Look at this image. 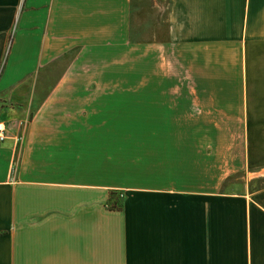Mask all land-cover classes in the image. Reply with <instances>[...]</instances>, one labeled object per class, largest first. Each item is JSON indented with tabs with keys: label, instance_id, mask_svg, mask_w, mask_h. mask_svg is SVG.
<instances>
[{
	"label": "crops",
	"instance_id": "crops-1",
	"mask_svg": "<svg viewBox=\"0 0 264 264\" xmlns=\"http://www.w3.org/2000/svg\"><path fill=\"white\" fill-rule=\"evenodd\" d=\"M134 45L150 128L240 130L233 189L205 137L132 168ZM0 121V264H264V0H0Z\"/></svg>",
	"mask_w": 264,
	"mask_h": 264
},
{
	"label": "rangeland",
	"instance_id": "rangeland-1",
	"mask_svg": "<svg viewBox=\"0 0 264 264\" xmlns=\"http://www.w3.org/2000/svg\"><path fill=\"white\" fill-rule=\"evenodd\" d=\"M130 81L126 84L125 88L130 89L129 98H115L113 101L116 105H124L130 107L129 117L132 123V128L130 130L131 138V158H132V168L137 167L139 160L144 157L145 160L147 156L157 155V149L169 150L170 149V140L171 138L175 139L179 146V149H185V144L189 140V143H195L194 149L198 150L199 139L203 137L206 138V152L210 153L209 162L210 169L212 173L216 174L211 176L210 180L213 183L214 181L222 182V189L225 188H234L236 180L240 177V156L238 153L240 139V130L238 129H222V130H182V129H153L156 122H161L164 120L163 115L156 113V107L153 106L156 103L154 98H140L139 93L140 83H139V64H138V48L137 45L132 46L131 49V65H130ZM186 86L185 83L183 84ZM158 87V86H156ZM147 88L154 89V85H148ZM110 99V98H109ZM107 99V100H109ZM162 101V99H158ZM145 106V113H139L140 105ZM105 114V113H103ZM118 115V114H117ZM121 117L123 115H120ZM125 117L127 114L124 115ZM169 116H167L166 120ZM179 120L186 121V114H181L178 116ZM146 122L147 129L139 127V122ZM236 121L234 115H228L227 122L228 125H234L233 122ZM1 122V121H0ZM3 123V122H2ZM5 127V125H4ZM6 131V130H5ZM221 138V139H220ZM162 143V144H161ZM222 144V145H221ZM156 145V146H155ZM159 145V146H158ZM198 150L195 153H198ZM143 151V152H142ZM195 163H202V156H198ZM153 160L152 157L148 160ZM198 160V161H197ZM219 175L222 177L217 178ZM220 188V189H221ZM116 206V205H114Z\"/></svg>",
	"mask_w": 264,
	"mask_h": 264
},
{
	"label": "built area",
	"instance_id": "built-area-1",
	"mask_svg": "<svg viewBox=\"0 0 264 264\" xmlns=\"http://www.w3.org/2000/svg\"><path fill=\"white\" fill-rule=\"evenodd\" d=\"M5 138V127L2 122H0V142ZM13 166L10 167V174L12 172Z\"/></svg>",
	"mask_w": 264,
	"mask_h": 264
}]
</instances>
